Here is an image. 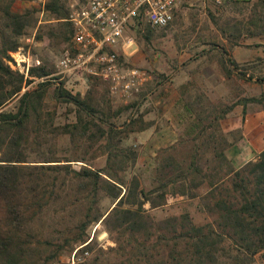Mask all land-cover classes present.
I'll use <instances>...</instances> for the list:
<instances>
[{
  "label": "trees",
  "instance_id": "16d2710c",
  "mask_svg": "<svg viewBox=\"0 0 264 264\" xmlns=\"http://www.w3.org/2000/svg\"><path fill=\"white\" fill-rule=\"evenodd\" d=\"M16 1L0 0V264L33 262L35 245L52 243L41 240L43 234L70 235L65 243L84 244L88 227L97 223L115 236L121 259L116 264L253 262L264 251V149L254 160L235 166L228 151L237 145L236 132L224 133L219 125L232 107L222 105L196 115L199 125L193 127L200 128L195 137L187 146L180 142L159 150L152 161V184L141 188L138 176L125 177L135 167L138 154L123 142L145 130L138 126L143 125L142 119L133 115L122 124L116 122L134 104L114 108L106 82L97 75H86L88 89L82 96L61 82H52L44 65L30 69L27 78L9 67V53L19 48L17 40L29 26L27 14L12 12ZM66 1L44 3L57 23L52 32L63 41H69L73 33ZM238 4L242 3L230 5ZM225 27L223 32H232L229 36L236 40L243 35L260 37L264 52V0L250 10L246 22ZM136 32L146 41L154 35L146 25ZM229 65L239 78H247L235 61ZM221 68L227 77L232 75L224 61ZM34 79L43 81L23 92ZM256 82L264 85V77ZM195 99L199 97L186 100L188 111H193ZM15 100L12 108L5 109ZM243 103L259 105L264 114V91ZM55 106L64 107L72 120L55 125ZM237 135L241 140L240 132ZM102 157L103 167L90 165ZM72 163L85 165L75 169ZM102 194L112 200L107 212L98 206ZM167 196L197 199V209L209 214L212 222L196 225L187 213L156 222L144 205L161 207ZM78 208L81 212L75 216ZM44 229L53 230L45 233ZM87 245L81 253L91 250ZM99 258L83 264H98Z\"/></svg>",
  "mask_w": 264,
  "mask_h": 264
},
{
  "label": "rangeland",
  "instance_id": "374dc122",
  "mask_svg": "<svg viewBox=\"0 0 264 264\" xmlns=\"http://www.w3.org/2000/svg\"><path fill=\"white\" fill-rule=\"evenodd\" d=\"M259 1L223 6L193 1L176 12L170 25L163 29H153L154 35L150 41H146L143 34L129 32L128 37L133 43L125 46L124 51L118 52L121 68L127 72L136 71L143 82L138 91L126 100L113 96L106 83L114 108L134 104V108H129L121 114L116 120L117 124H122L135 115V118L139 117L143 122V125L138 126L145 128L144 131L130 134L123 142V145L131 147L138 154L137 163L126 173V179L136 175L141 180V188L148 189L152 184V161L159 150L180 142L187 146L200 128L193 127L198 124L195 116L201 111L222 105L232 107L219 125L224 133L236 132L233 138L237 145L228 151L235 166L238 168L254 160L264 149V114L261 107L254 103L243 105L244 99L257 98L264 91V85L256 82L264 77L262 39L243 35L236 40L234 36H229L232 32H223L226 23L246 22L250 10ZM44 3L45 0H18L12 5V12L27 14L29 26L17 40L19 48L9 53L7 64L25 78L28 77L30 69L44 65L51 73L48 78L52 79V82H61L73 94L79 93L83 96L88 89L86 74H60L56 67L60 56L69 48L70 40L63 41L52 32L57 23L55 17L45 10ZM230 60L237 63L238 69L246 74V79L237 76L236 71L229 65ZM222 61L227 63L232 74L230 77H227L221 68ZM249 77L252 78L250 81ZM33 81L36 85L43 79ZM196 97L199 99L192 101L193 111H188L185 108L186 100ZM15 102L16 100L8 104L5 109L12 108ZM53 103H49L50 112L54 107ZM55 107V125L72 120L71 115L67 116L64 107ZM237 132L242 135L239 141ZM61 144L62 142L59 143ZM104 163L105 158L102 157L91 161L90 165L97 169L103 167ZM84 165L72 163L75 169ZM98 206L102 212H107L112 208V200L102 194ZM197 206V199L167 196L165 205L150 209L149 204H145L144 208L156 222L183 213H187L196 225L212 222L213 218L209 214L199 212ZM80 212L81 208H78L74 215L78 216ZM52 230L43 231L52 233ZM86 234L85 243H88L87 246H90L91 250H88L89 256L83 263H88L95 257H100L98 264L119 262L120 254L118 246L114 243L115 236L108 233L103 224L90 225ZM43 235L41 240L51 239L52 243L42 247L35 245L33 262L25 259L23 264H51L69 257L74 249L83 245L81 242L65 243L66 239H71L70 235L65 238L57 234H52V238L47 234ZM169 248L170 245L165 247L167 253ZM52 254L54 257L47 261ZM250 264H264V251L257 254Z\"/></svg>",
  "mask_w": 264,
  "mask_h": 264
},
{
  "label": "built area",
  "instance_id": "2783aa9c",
  "mask_svg": "<svg viewBox=\"0 0 264 264\" xmlns=\"http://www.w3.org/2000/svg\"><path fill=\"white\" fill-rule=\"evenodd\" d=\"M193 1L223 6L258 0H67L68 21L73 33L71 50H65L57 61L59 73L97 75L109 85L113 96L130 98L138 91L143 79L136 71H124L118 60V52L133 43L128 37L129 32L140 25L163 29L172 23L181 7ZM87 244L74 249L69 257L51 264L83 263L89 256L88 250L81 253Z\"/></svg>",
  "mask_w": 264,
  "mask_h": 264
}]
</instances>
